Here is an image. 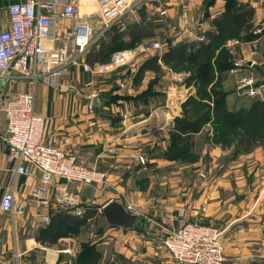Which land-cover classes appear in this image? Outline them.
<instances>
[{"label": "crops", "instance_id": "crops-1", "mask_svg": "<svg viewBox=\"0 0 264 264\" xmlns=\"http://www.w3.org/2000/svg\"><path fill=\"white\" fill-rule=\"evenodd\" d=\"M2 1L0 0V26L7 28L6 6L10 0H6L5 3ZM83 1L89 3L91 0ZM234 1L240 8L253 11L254 28L252 33L254 34L255 31H259V33L254 34L256 35L254 38L242 42L235 39L226 41L225 46L229 49L230 55H234L235 59L237 58L243 63V66L238 69L237 76L232 75L230 70L216 75V78L220 77L221 89L227 93L226 106L231 111L248 108L253 101H259L247 97L241 93L242 91L236 89L235 83L238 80L249 76L254 79L256 85H264V0ZM225 2L226 0H131L127 3L136 5L138 22L128 21L126 30L121 33L120 40L117 41L120 45L119 48L131 43L129 35L136 28H145L150 31L152 36L136 38L132 43L134 46L140 43L157 42L163 37L168 38L170 46L181 42H190L189 40L195 42V39L203 38L204 33L214 31L211 20L224 11ZM162 12L164 14L160 15ZM88 14H84L83 17L85 18ZM106 37L104 36L96 43L99 44L100 41L110 38ZM98 44L95 49L98 48ZM92 46L85 52V60ZM119 50L123 49H112L108 52L107 57ZM150 56L153 55L141 54L138 56V61L141 64ZM98 60H103V58H98ZM127 74L129 75V73ZM120 75H112L116 77L113 88L107 87L100 91L92 85V88L97 89L100 94V99L95 102L96 109L92 114L78 104V102L82 103L88 92L84 82L91 79L89 76L83 75L81 69L73 70V76L81 87V93L74 96L58 93L40 82L36 84L35 111L46 120L44 141H54L62 150L75 156L83 164L90 167L96 166L99 170L106 171L108 174L107 184L105 186H68L69 191L77 194L81 201L87 205L85 220L77 234L60 237L50 246L36 241L40 231L47 226L38 228L35 224L43 222V218L48 213L52 218L53 215L63 212L51 208L46 213L45 210L36 208L32 203L21 212L0 211V264H72L83 243L93 246L102 256L99 247L108 243L99 241L106 237L105 240L108 242H114L115 252L122 254L120 248L123 243H132L133 238L136 237L135 234L139 232L125 231L109 226L101 214L103 206L109 202H116L122 206L131 204L139 208L141 214L146 215H142L145 219L150 218V214L160 218L166 215L162 220L168 224H171V221H167L168 214L176 215L177 213L178 215V212H183L182 209L188 212L190 208V210L198 208V211L187 217H192L191 221L197 220L223 231L224 255L227 262L232 264L247 262L253 255L242 247L249 245V249H252L250 245L255 244L261 238L260 235L264 234L261 233V230L264 229V208L260 204L261 201L264 202V192L261 193L264 176L261 177L259 168H255L256 170L254 167L252 168L251 173L254 177L252 188H249L246 193H243L245 191L240 193L239 190L247 186L245 176L237 173L234 177L235 182L231 181L232 184L227 178L230 174L227 170L216 180L218 184L215 189H218L219 192H209L205 195V202H202V199L196 201L193 198L189 203L190 200L185 198V205L181 203L177 205V211H170L169 208L162 205L163 201L159 202L160 200H158L160 199L158 195L163 194L162 183L168 177H173L178 181L185 177L180 171L173 173V166L181 164V171H185L186 166L191 168L195 166L196 162L182 164L181 160H168L164 155L170 144L169 135L174 125L173 122L183 116V109L180 105L189 97H195V87L192 83L185 84L187 74L173 73L161 64L158 72H146L140 83L135 86L133 75L129 80L126 79V86L120 88L118 86L122 81L119 79ZM179 77H183L182 83ZM166 78L177 80L176 88H174L176 96H174L179 102L177 103L178 100L175 99L176 106L170 110H165V108L167 109L166 100L161 101L162 95L159 93L160 84ZM81 83H84L83 86ZM106 90L108 93L103 94L102 92ZM18 91H29L27 82L15 81L5 85L4 92L8 95H13ZM153 103L155 104L152 105ZM157 104L160 106L155 107L153 111H148L146 115L142 114V110L147 111L149 107ZM177 105L179 106L177 107ZM161 122H164L163 125ZM153 124H156V128L151 129L150 126H154ZM140 126H142L141 129ZM204 130L209 143L206 144L208 148L204 150V154L209 157L207 162L213 164L220 158L217 157L219 156L217 152L223 156V150L229 149L231 146L222 148L213 142L210 124L205 125L193 135L194 143ZM109 147L116 149V156L108 153ZM6 152L7 146L3 141L2 132L0 134V198L5 190L12 189L14 203L17 207L21 201L28 198L33 182L14 174L13 166L6 162ZM136 154L146 157L145 166H139L134 162L133 157ZM213 156L216 157L213 158ZM230 160L231 158L228 159V161ZM257 161L260 162V159L248 160V166L255 165ZM166 168H170L168 177L163 175ZM187 176L190 178L193 175L188 172ZM220 195H223L224 200L220 198ZM154 197L157 198L158 204L153 208H148L150 200ZM201 205H205L206 208L202 214L199 212ZM177 220L179 221V219ZM93 224L97 227L93 237L96 234L98 238L83 242L81 240L83 231L94 226ZM259 229L260 234L255 233ZM147 241L145 243L149 244L150 240ZM231 242L240 243L236 252L230 253L228 247L231 246ZM65 250L70 252H64ZM165 255L166 257L163 255L164 263L172 264L167 253Z\"/></svg>", "mask_w": 264, "mask_h": 264}, {"label": "built area", "instance_id": "built-area-1", "mask_svg": "<svg viewBox=\"0 0 264 264\" xmlns=\"http://www.w3.org/2000/svg\"><path fill=\"white\" fill-rule=\"evenodd\" d=\"M82 6H95L97 11L84 18ZM6 12L7 28L0 26V134L3 132L7 146L6 162L13 166L15 175L31 180L33 185L28 198L17 207L13 190H5L0 198V211L21 212L32 203L46 213L53 208L82 218L88 207L77 194L69 191L68 186H105L108 174L96 166L83 164L56 142L44 141L46 120L35 111L36 84L40 82L58 93L74 96L81 93V87L73 70L81 69L82 74L91 79L85 82L88 92L78 104L92 114L95 102L100 99L97 89L92 88V80L124 68L128 73H136L140 66L138 56L160 49L159 44L140 43L133 49L114 51L104 62L87 63L84 56L90 46L113 28L122 33L128 21L138 22L136 5L124 0H91L89 3L83 0H10ZM234 66L239 68L242 63L235 62ZM127 77L118 84L120 88L126 86ZM15 81L27 82L29 91L5 93V85ZM240 84L242 91L248 87L242 94L254 97L264 86L260 84L254 88L256 84L252 79L240 80ZM108 153L115 156L116 150L109 147ZM136 161L138 165L145 164L141 156ZM123 207L126 212L142 217L131 204ZM205 210V207L199 209L200 214ZM177 217L182 219L181 214ZM50 219L48 213L37 227L48 226ZM221 234L217 228L197 220L181 222L176 230L162 233L160 245L169 254L172 264H224Z\"/></svg>", "mask_w": 264, "mask_h": 264}, {"label": "trees", "instance_id": "trees-1", "mask_svg": "<svg viewBox=\"0 0 264 264\" xmlns=\"http://www.w3.org/2000/svg\"><path fill=\"white\" fill-rule=\"evenodd\" d=\"M252 18L251 9L240 8L234 0H226L224 11L211 20L214 31L204 33V41L169 45L160 56H150L140 64L133 77L134 86L140 83L146 72H158L161 64L173 73L187 74L185 84L192 83L195 87V97H189L183 103V116L174 120L170 144L164 155L166 159L195 162L196 155L189 151L193 147V135L207 124L212 126L213 142L222 148L235 143V154L250 152L254 146L264 143V102L255 100L248 108L231 111L226 106L227 93L221 89L220 77L216 78L217 74L233 66L226 41L235 39L242 42L256 36L252 33ZM121 35L113 28L106 35L110 38L100 41L97 49L92 48L86 61H106L108 52L119 48L117 41ZM129 36L131 43L119 49L133 48L136 38L152 35L145 28H136ZM84 220V217L66 213L55 214L36 241L46 246L53 245L60 237L77 234ZM99 257L94 247L86 244L73 264H97Z\"/></svg>", "mask_w": 264, "mask_h": 264}, {"label": "rangeland", "instance_id": "rangeland-1", "mask_svg": "<svg viewBox=\"0 0 264 264\" xmlns=\"http://www.w3.org/2000/svg\"><path fill=\"white\" fill-rule=\"evenodd\" d=\"M124 1L130 2L131 0H124ZM2 2L5 3L7 1L3 0ZM83 3H85V1H83ZM92 11H97V8H95V6H92L90 8H86V7L82 6V8H81V13L83 15L91 13ZM189 41L191 42V40H189ZM195 41H200V38L195 39ZM157 42L159 44L160 49L148 53L147 56L148 55L160 56L163 52L167 51V49L170 45L168 42V38H166V37H163L162 39L160 38L159 41H157ZM167 42H168V44H167ZM97 44L98 43L93 45L90 49L95 48L97 46ZM134 47L135 46H133V48ZM232 57H233V59H231L232 60L231 62L233 64V66L229 70L233 73L232 75L237 76L238 75V69L243 66V63H242V66H240L239 68L235 67L234 63L238 62L239 60L237 58L235 59L234 55ZM126 71L128 73V70L126 68H124V69H121L118 73H115L112 75L121 74L120 78H119L121 80L125 79V77H127V76H128L127 79H130V78H132L133 75H135V73L131 74L130 72L128 75L126 73ZM112 75H109V76H111L110 78H108L109 76L94 78L92 80L93 87L97 88L100 91L107 88V87L113 88L115 85V78L116 77H113ZM179 79L181 82L183 80V77H179ZM243 79H252V83H255V81L252 77L246 76V77L241 78L240 80H243ZM240 80H238L235 83L236 84L235 87L239 91H242L239 88V87H241ZM84 83H81V85L83 86ZM160 85H161V88H159V90H160L159 93L162 95L161 101L166 100L165 104H166L167 109L165 108V110L174 109V107L176 106L175 105V103H176L175 99L178 100L177 98H175L176 94L174 91V88H176V85H177V80H173L171 78H166L165 80H163V83H161ZM107 91L108 90L103 91L102 93L107 94L108 93ZM258 91L260 94L256 97H254L248 93H245V94L247 97H252L253 99H258V100L264 101V86H263V88L258 89ZM241 93H243V91ZM180 98H182V97H180ZM178 102H179V100L177 101V103ZM183 103L180 105L181 109H184ZM154 104L155 103H153L152 105H154ZM157 106H160V104H157L151 108L149 107L147 111L142 110V114L146 115L148 111H153L154 108ZM178 106L179 105H177V107ZM140 120H138V121H140ZM163 123L164 122H161V125H163ZM153 125L154 126H150L151 129L156 128V124H153ZM141 128H142V126H140V129ZM169 140H170V135H169ZM206 144H209V143H208V136L206 134V131L204 130V131H202L201 135L197 137L195 143L193 142V147H191V149L189 150L193 155H196V160H195L196 164H195V166H193L194 168L193 167L189 168L188 166H186L185 171H181V168H182L181 164H177V166H173L174 167L173 173L180 171V172H182V176L183 175L185 176L184 178H182V180L178 181L177 179H175L173 177H168V170L170 168L164 169L163 175L165 177H168V178H165V181L162 183L163 194L158 195V197H160V199H158V200H160L159 202L163 201L162 205H165L167 208H169L170 211H173V212L177 211L178 210L177 205H180L181 203L183 205H185V198L187 200H190L189 203H191L193 198H195L196 201H197V199H202V202H205V199H206L205 195H207L209 192H211V191H213L215 193L219 192L218 189H215L216 184H218V181H216V180H218V177H220L223 173L225 174L227 170H229V172H230L229 177H227L230 180V182L231 181L235 182L234 177L237 175V173H240V174L245 176V183H247V186L240 188L239 189L240 193H242L243 191H245L243 193H246V191H249V188H252L251 184H252L254 177H253V174L251 173V170L253 167H254V170H256L255 168H259L260 175L263 178V176H264V143H260L256 146H254L250 150V152H240L238 154L234 153L236 150V144L233 143L229 149L223 150V156L220 154V152H217V155H219L217 157H220L219 158L220 160L219 159L216 160L213 164H210V162L209 163L207 162L209 157H207L204 154V150L206 148H208V146ZM218 146H220V145H218ZM246 154H248V155H246ZM139 156H141L145 160V163H146V157H144L141 154H136L134 156L135 163H137L136 159ZM215 157L213 156V158H215ZM229 158H231V160H234V161H231V160L228 161ZM256 158L260 159V162L257 161L255 163V165L251 164V166L249 167L248 166L249 165L248 160H254ZM188 162H190V161H188V160L182 161V164H187ZM232 162H234V163H232ZM139 166L143 167V166H145V164H142V165L140 164ZM188 172H191V175H193V176L188 178V176H187ZM258 179L260 180V178H258ZM175 180H177V181H175ZM262 192H264V184H263V186H261V193ZM220 198H222V200H224L223 195H220ZM220 198L218 197L219 201H221ZM158 200L156 197L151 199L150 203L148 205V208H153L154 206H156L158 204ZM263 201H264V198H263ZM260 204L264 208V202L261 201ZM172 205H173V208H172ZM133 207H134V209H136L137 211L140 212L139 208H136L135 206H133ZM202 207H205V205H201L200 209ZM190 209L188 212H186L185 209H182L183 212H178L179 213L178 215L181 214V218H182V219H179V221L177 220L178 219L177 213H176V215L168 214L167 215V217H168L167 221H171V224H168L167 222H165V223L163 222L164 220H162V219L165 218L166 215H164L163 218H160L157 215L151 216V214H150V218H148V219L144 218L146 224L145 223L142 224L141 231L134 230L135 232H139V233L135 234L136 237L133 238L132 243H130V244H129V242L123 243L122 247L120 248V252L122 254H117L115 252L116 249L114 248L115 247L114 242H108L107 240H105V239H107V237L104 238V240H101L99 242L102 243V242L106 241L108 244H106V245L103 244L104 246L99 247L100 251L102 252V256L99 257L97 264H165L164 263V259H165L164 257H166L165 254L167 252L165 250H163V248L160 245L161 235L165 231L176 230L177 227L181 224V222L191 221L190 220V219H192V217H190L191 214L193 212L198 211V208H195V210L194 209L190 210ZM142 215L146 216L145 214H142ZM188 215H190V216L187 217ZM179 222H180V224H179ZM35 225L37 227V225H39V223H36ZM96 228L97 227L95 225L92 226L91 228L88 227L86 229V231H83L84 233L81 237V240L84 242L88 239H97L98 236L96 234H95V237H93V235L96 231L95 230ZM154 232L157 234H155ZM220 232L222 233L221 238H222V243H223V231H220ZM255 233L260 234V229L258 231H256ZM261 233H264V229L261 230ZM263 235L262 236L260 235L261 241H260V239H258V241L255 244L253 243L252 245H250V246H252V249L251 248L249 249V245H246L243 247L240 246L244 249L246 248V250L249 253H252L253 256L247 262L234 263V264H264V236ZM147 240H150L149 244L145 243ZM157 242H158V244H157ZM239 244L240 243H238V242L237 243L231 242V246L228 247V249L231 251L230 253H233L232 251L236 252L237 247H239L238 246ZM83 245H86V243L81 244V248L83 247ZM160 247L162 248V250ZM158 248H159V250H158ZM223 249H224V244H223ZM117 251H118V249H117ZM245 251H243V252H245ZM223 254H224V251H223ZM163 255H164V257H163ZM167 255L169 256L168 253H167ZM224 259H225L224 264H232L230 262H227L225 255H224Z\"/></svg>", "mask_w": 264, "mask_h": 264}, {"label": "water", "instance_id": "water-1", "mask_svg": "<svg viewBox=\"0 0 264 264\" xmlns=\"http://www.w3.org/2000/svg\"><path fill=\"white\" fill-rule=\"evenodd\" d=\"M257 87L258 85L254 86V88ZM247 89L248 87H245L243 90ZM101 214L109 226L118 227L125 231H141L142 224L145 223V219L143 217H138L126 212L124 207L116 202H109L105 204L101 210Z\"/></svg>", "mask_w": 264, "mask_h": 264}]
</instances>
